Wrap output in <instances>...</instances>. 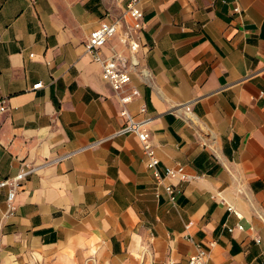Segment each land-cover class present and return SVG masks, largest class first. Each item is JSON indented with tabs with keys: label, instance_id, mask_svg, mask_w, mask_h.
Returning a JSON list of instances; mask_svg holds the SVG:
<instances>
[{
	"label": "crops",
	"instance_id": "0c3cea01",
	"mask_svg": "<svg viewBox=\"0 0 264 264\" xmlns=\"http://www.w3.org/2000/svg\"><path fill=\"white\" fill-rule=\"evenodd\" d=\"M129 1L0 0V180L40 167L12 216L0 189V264H189L197 244L209 264H264V0H141L128 108L151 118L162 170L199 176L166 180L176 202L116 134L123 106L86 47ZM132 22L106 58H131Z\"/></svg>",
	"mask_w": 264,
	"mask_h": 264
},
{
	"label": "built area",
	"instance_id": "2783aa9c",
	"mask_svg": "<svg viewBox=\"0 0 264 264\" xmlns=\"http://www.w3.org/2000/svg\"><path fill=\"white\" fill-rule=\"evenodd\" d=\"M239 8H236L238 11ZM144 11L141 7V0H130L123 15L115 22L110 24H104L97 28L88 38L86 42L87 50L93 55L96 61H98L104 70L106 77L111 83L116 95L118 96L123 108L121 110V116L125 118L126 123L122 129L116 134H136L147 155V166L153 171L156 181L159 185H164L169 198L172 202H176L180 189H177L173 184L166 183L167 179H177L179 181H191L197 179L199 176L192 175L187 172L186 167L182 164L177 166H167L164 170L160 167V159L157 155L156 149L152 144V134L149 128L151 122L150 117L138 118L128 108V105L132 103L137 96L140 95V90L136 87H131L132 83V69L137 68L140 65L137 58V51L140 47V42L135 31H141L145 27ZM126 17H130L133 22L131 24V31H128L122 35V41L127 44L132 52L130 59L124 56L116 55L106 58L102 54L103 47L108 41L120 32V28L123 26V21ZM133 30V32H132ZM147 71L143 73L149 78ZM42 83H38L35 87H40ZM8 109L6 100H0V112L4 113ZM148 108L143 105L140 109L141 113L145 114ZM187 115L191 116L192 109L190 105H186ZM39 166H34L25 163L19 173L14 177H9L0 180V189L8 188V213L7 216H12L17 211V205L15 198L19 189L22 188L24 181L34 172L39 170ZM190 225H188L189 227ZM239 229H243V225H238ZM231 231L234 228L230 229ZM261 242V239H258ZM197 250L191 255L189 264H209V251L201 244H197ZM169 264H176L175 261H170Z\"/></svg>",
	"mask_w": 264,
	"mask_h": 264
}]
</instances>
